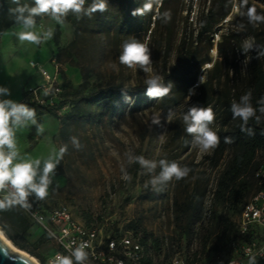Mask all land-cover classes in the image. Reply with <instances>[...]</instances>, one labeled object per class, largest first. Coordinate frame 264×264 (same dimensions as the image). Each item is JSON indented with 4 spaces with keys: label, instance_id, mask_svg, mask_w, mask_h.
Segmentation results:
<instances>
[{
    "label": "rangeland",
    "instance_id": "obj_1",
    "mask_svg": "<svg viewBox=\"0 0 264 264\" xmlns=\"http://www.w3.org/2000/svg\"><path fill=\"white\" fill-rule=\"evenodd\" d=\"M160 1L153 2L150 11L133 15L148 0H133L130 5L125 0H106L107 10L103 13L80 14V18L73 14L71 21L56 23L53 35L58 31L60 43L53 57L63 64L64 96L71 106L64 116H44L43 136L31 126H27L29 136L25 127L17 129L16 143L21 157L42 161L67 145L52 177L50 202L67 205L78 220L87 224H106L107 231L134 230L152 250L150 264H168L177 252L197 264H223L241 256L238 245L253 239L264 244V225H254L247 238H242L239 230L244 206L264 191L255 175L257 169L264 167V149L257 153L249 174L239 182L236 191L242 189L241 195L216 201L227 154L214 164V148L204 151L193 146L182 118L193 106L194 98L203 93L200 88L207 81L209 89L204 92H214L218 83L221 88L226 84L234 89L245 86V57L250 51L244 53L242 48L246 42L252 44L253 28L264 24V4L257 0H176L161 12ZM248 2L257 8L249 11ZM212 7L219 12L229 9L230 13L215 25L211 42L206 38L199 40V19ZM165 12L170 14L167 22L163 18ZM124 18L132 23L120 31L117 25ZM101 21L106 24L99 26ZM129 37L149 47L152 72L163 79L165 71L174 66L181 44L198 47L195 66L188 74V79L195 78V84L185 89L186 84L175 80L165 102L152 98L145 105L137 104L134 98H124L112 109L81 100L109 85H145L148 74L138 66L128 68L119 62L121 45ZM114 64L118 70L112 67ZM154 117L159 118L160 124L152 123ZM219 124L215 118L210 127L218 133ZM71 137L79 140L80 149L72 145ZM129 155L156 162L175 161L191 171L183 179L153 184L150 181L159 175V166L150 172L134 159L130 162ZM183 203L192 205L189 213L201 215L188 232L180 229L185 221L176 220V209ZM227 221L232 225L229 232L223 233ZM130 223L137 229H129ZM32 227L23 234L11 230L16 241L27 245L28 250L20 249L0 229L17 248L39 264H48L55 244L46 240L40 227ZM30 251L39 252L45 262L41 263ZM253 264L264 261L254 260Z\"/></svg>",
    "mask_w": 264,
    "mask_h": 264
},
{
    "label": "clouds",
    "instance_id": "obj_2",
    "mask_svg": "<svg viewBox=\"0 0 264 264\" xmlns=\"http://www.w3.org/2000/svg\"><path fill=\"white\" fill-rule=\"evenodd\" d=\"M19 4V0H13ZM153 2L159 3V0H148L144 3L142 9L138 8L133 11V15L143 14L150 11ZM86 0H33V5L27 4L18 6L15 12L16 22L22 24L24 31L17 33L20 41H27L39 45L42 41H47L53 36V29H49L43 34H37L31 31L37 27L36 17L48 16L58 24L64 23V18L69 14H75L80 18V14L91 16L99 11L103 13L107 10L106 0H94L93 4L85 9ZM252 16V12L249 13ZM165 22L170 19L168 12L163 13ZM260 19V17H255ZM253 49L251 43H245L242 51L248 53ZM258 55H264V51L258 52ZM119 62L128 68L139 67L145 74H148L144 80L146 85V95L149 98L159 99L167 96L174 87L172 82L165 84L163 77L152 72V59L149 47L140 42L135 37H129L121 45ZM112 67L118 70L114 64ZM11 95L8 87L0 86V192L10 189V196H5L0 200V210L12 207L18 204L24 208H30L27 203L28 197L34 195L36 200H44L48 195L49 186L52 184V177L55 175L57 166L60 164L67 145L61 147L58 153L50 155L43 161L41 159H31L21 157L16 143V130L34 125L37 134L44 132L42 124L37 122V113L34 108L28 104L17 102L13 99L6 98ZM252 92L249 90L242 95L238 102L233 101L231 104V113L233 119L242 121L240 130L248 135H253V129L248 127L250 119H255L259 124L264 117V97L258 101L260 105L258 110L251 103ZM257 111L260 115H257ZM171 115V114H170ZM184 131L192 137L191 144L201 150L208 151L215 148L219 143V136L210 125L215 120L213 110L208 107L192 106L183 115ZM153 124H160L158 117H154ZM264 134V130L261 131ZM71 143L76 149L82 145L76 137H71ZM225 143H231L230 137H225ZM129 161L139 163L142 168L148 171H154L157 166L161 169L158 176H154L150 181L153 184L168 182L173 178L176 180L183 179L191 171L187 166H180L175 161L167 160L149 161L143 156L129 155ZM147 187V185H146ZM87 242L81 243L75 248L65 245L70 255L57 253L54 260L49 264H84L88 259ZM254 257L249 261L253 264Z\"/></svg>",
    "mask_w": 264,
    "mask_h": 264
},
{
    "label": "trees",
    "instance_id": "obj_3",
    "mask_svg": "<svg viewBox=\"0 0 264 264\" xmlns=\"http://www.w3.org/2000/svg\"><path fill=\"white\" fill-rule=\"evenodd\" d=\"M133 0H125V3L130 5ZM264 4V0H257ZM176 0H161L160 8L161 12L164 8ZM218 3V2H217ZM249 3V2H248ZM27 4L29 7L33 5V0H19V4L14 3L13 0H0V34H3L7 29L15 25H22L16 22V16L18 13L15 12V9L18 6H23ZM93 4L92 0H86L85 9L90 7ZM216 4V1H215ZM249 11H253L254 8H257L255 5L249 3ZM247 8V9H248ZM230 10L224 12L215 11L214 7L210 8L207 13H202L199 19V30H198V39L202 40L203 38L208 39L210 42L212 36L216 34L214 31L215 25L220 23L227 15H229ZM160 15V14H159ZM73 14L69 13L64 20L71 21ZM48 16H38L36 17V22L42 20ZM113 16L111 17V19ZM109 22V20H108ZM129 19L124 18L119 22L118 30L122 31L126 29L128 24H131ZM106 24V22L101 21L99 26ZM253 49L250 50L248 61L246 63V75L244 79L245 86L240 88L236 87L235 89L230 87L228 84L224 88L219 87V83L216 84L217 89L214 92H204L206 89H209V81L204 83L201 86L203 93H200L194 98L193 106H200L208 108L210 107L214 114L217 122L220 124L219 132V143L214 148V155L211 157V160L214 164H218L221 159L227 157V164L222 173V177L218 183V190L216 193V201H220L222 198L227 196L228 199L236 198L237 195H241L242 189L236 191V188L239 186V182L249 174V170L253 167L257 153L260 150L264 149V134H261V131L264 130V117H262L260 123L258 124L255 119H250L248 122V127L253 129L254 134L248 135L246 132L240 130L242 121L239 119H233L231 113V104L233 101L238 102L240 97L246 92L251 90L252 98L251 103L254 108L258 110L259 104L258 101L261 97H264V55H258V52L264 51V24L261 23L260 26L254 27L253 32ZM55 44L59 47L60 37L59 33L55 34L54 37ZM222 51V49H220ZM198 53V47H187L186 45L181 44L177 49L176 62L173 67L164 73L163 82L167 84L169 81L174 84L175 80L182 81L185 85V89L193 86L195 84V78L188 79V74L193 70L195 66L196 56ZM222 53V52H221ZM219 66L217 65L214 68V71L217 72ZM63 84L65 87V78L63 76ZM209 91V90H208ZM167 96L161 98L162 102H165ZM130 100L132 98L136 99L137 104H148L152 98H149L146 95V85L139 84L136 86H117L109 85L107 87H102L86 97H83L81 100L87 102H93L98 105H103L110 107L112 109L120 105L123 99ZM169 107V106H168ZM34 109L37 113V117L43 115H54L57 116L51 109L34 106ZM257 115L260 113L257 111ZM225 137H230L232 142L225 143ZM260 170L257 169L256 173ZM256 175V174H255ZM257 183L260 184V180L256 178ZM260 186L264 187V185ZM0 200L3 198L0 197ZM192 209V205L189 203H183L179 205V208L176 209V220L177 223L184 222L183 225H179L180 229L183 232L190 230L192 225L201 218L200 213H189ZM243 211V210H242ZM32 224L23 212L13 205L10 208L0 210V227L6 233V235L12 240V242L18 246L20 249L28 250L27 245L19 243L16 241L15 236L12 234L11 230L16 231L19 234H23L29 231L32 227ZM232 223L227 221L223 227V233L229 232ZM137 226L134 223L128 225L129 229H137ZM46 234V233H45ZM47 235V234H46ZM248 235H251L248 234ZM248 235H241L242 238H247ZM46 240H50L55 244V253L60 250L58 245L52 240V238L47 235ZM147 240H145L146 242ZM41 243L45 240L40 241ZM147 243V242H146ZM159 245V244H158ZM205 245V244H204ZM30 253L37 257L41 263L45 262V259L37 251H30ZM54 253V254H55ZM47 261V260H46ZM151 262H149L150 264Z\"/></svg>",
    "mask_w": 264,
    "mask_h": 264
},
{
    "label": "built area",
    "instance_id": "obj_4",
    "mask_svg": "<svg viewBox=\"0 0 264 264\" xmlns=\"http://www.w3.org/2000/svg\"><path fill=\"white\" fill-rule=\"evenodd\" d=\"M52 61L53 72L31 62V65L40 71L43 82L27 86L20 103L28 104L32 108L34 106L49 108L56 115L64 116L71 104L64 96L63 64L56 57H53ZM256 177L260 184L264 185V167L256 173ZM51 185L44 200H36L34 195L28 197L27 203L31 205L30 208L14 204L32 224L40 227L60 248L48 259V264L50 260L55 259L57 253L70 255L65 245L75 248L83 242L88 244L85 249L88 252V259L84 264H149L152 250L141 235L134 230L107 231L106 224H87L78 220L67 205H53L50 202ZM10 192V189L0 192V197L4 199L8 196L11 199ZM254 225H264V191L257 193L244 206L240 217V233L242 235L252 233ZM238 248L241 256L227 259L223 264H247L253 257L254 260L264 261V244L253 239L238 245ZM168 264L197 263L185 259L177 252Z\"/></svg>",
    "mask_w": 264,
    "mask_h": 264
},
{
    "label": "crops",
    "instance_id": "obj_5",
    "mask_svg": "<svg viewBox=\"0 0 264 264\" xmlns=\"http://www.w3.org/2000/svg\"><path fill=\"white\" fill-rule=\"evenodd\" d=\"M55 24L54 20L48 18L41 23H37V27L31 31L43 34L52 29ZM24 30L22 25H15L7 29L3 34H0V86L8 87L11 95L6 98L17 102H20L24 97L27 86L43 82L40 71L38 68L33 67L31 62L38 63L48 71L53 72L54 64L52 59L58 49L54 41V35L51 39L42 41L39 45L20 41L17 33ZM48 115L50 116V114ZM48 115L37 117V122L41 124L44 116ZM29 126L35 128L31 124ZM59 128L60 126L56 127L54 136L57 134ZM25 131L29 136V128L25 127Z\"/></svg>",
    "mask_w": 264,
    "mask_h": 264
},
{
    "label": "water",
    "instance_id": "obj_6",
    "mask_svg": "<svg viewBox=\"0 0 264 264\" xmlns=\"http://www.w3.org/2000/svg\"><path fill=\"white\" fill-rule=\"evenodd\" d=\"M0 264H37L30 258L12 250L7 243L0 238Z\"/></svg>",
    "mask_w": 264,
    "mask_h": 264
},
{
    "label": "bare ground",
    "instance_id": "obj_7",
    "mask_svg": "<svg viewBox=\"0 0 264 264\" xmlns=\"http://www.w3.org/2000/svg\"><path fill=\"white\" fill-rule=\"evenodd\" d=\"M0 238L2 239V240H4L6 243H7V245L12 249V250H14V251H16V252H18V253H20V254H22V255H24V256H26V257H28V258H30L32 261H34L35 263H37V264H39L38 263V261L34 258V257H32L30 254H28L27 252H25V251H23V250H20L19 248H17L6 236H5V234L3 233V231L0 229Z\"/></svg>",
    "mask_w": 264,
    "mask_h": 264
}]
</instances>
